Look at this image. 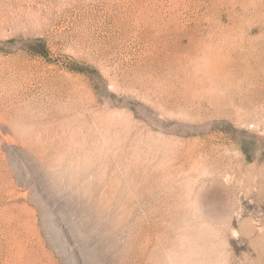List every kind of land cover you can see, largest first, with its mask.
<instances>
[{"label":"rangeland","instance_id":"obj_1","mask_svg":"<svg viewBox=\"0 0 264 264\" xmlns=\"http://www.w3.org/2000/svg\"><path fill=\"white\" fill-rule=\"evenodd\" d=\"M0 264H264V0H0Z\"/></svg>","mask_w":264,"mask_h":264}]
</instances>
